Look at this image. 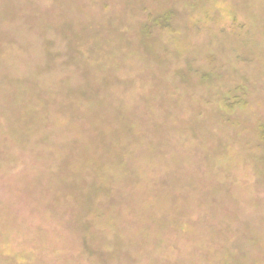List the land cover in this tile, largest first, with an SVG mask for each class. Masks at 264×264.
<instances>
[{
  "label": "rangeland",
  "instance_id": "1",
  "mask_svg": "<svg viewBox=\"0 0 264 264\" xmlns=\"http://www.w3.org/2000/svg\"><path fill=\"white\" fill-rule=\"evenodd\" d=\"M0 264H264V0H0Z\"/></svg>",
  "mask_w": 264,
  "mask_h": 264
}]
</instances>
